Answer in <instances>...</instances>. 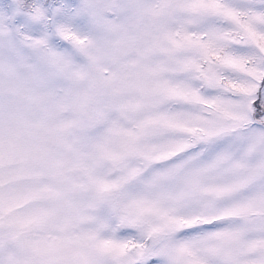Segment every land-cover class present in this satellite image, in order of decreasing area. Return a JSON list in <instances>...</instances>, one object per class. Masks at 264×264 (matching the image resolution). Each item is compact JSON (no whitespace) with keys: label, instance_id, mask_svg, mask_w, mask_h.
<instances>
[{"label":"snow or ice","instance_id":"6c2138e0","mask_svg":"<svg viewBox=\"0 0 264 264\" xmlns=\"http://www.w3.org/2000/svg\"><path fill=\"white\" fill-rule=\"evenodd\" d=\"M0 264H264V0H0Z\"/></svg>","mask_w":264,"mask_h":264}]
</instances>
